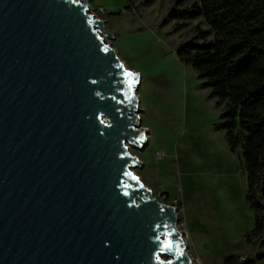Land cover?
I'll return each instance as SVG.
<instances>
[{"label":"water","instance_id":"obj_1","mask_svg":"<svg viewBox=\"0 0 264 264\" xmlns=\"http://www.w3.org/2000/svg\"><path fill=\"white\" fill-rule=\"evenodd\" d=\"M87 1L0 0V264H194L134 172L140 75Z\"/></svg>","mask_w":264,"mask_h":264},{"label":"rangeland","instance_id":"obj_2","mask_svg":"<svg viewBox=\"0 0 264 264\" xmlns=\"http://www.w3.org/2000/svg\"><path fill=\"white\" fill-rule=\"evenodd\" d=\"M87 2L115 38L101 33L105 43L140 75L136 95L148 140L143 150H130L144 164L134 172L160 203L175 207L185 251L194 264H222L230 255L254 258L257 252L246 239L254 214L246 199L242 150L232 152L225 132L216 130L222 109L177 56L200 19L176 32L187 17V5L177 0ZM174 9L179 17L171 16Z\"/></svg>","mask_w":264,"mask_h":264},{"label":"trees","instance_id":"obj_3","mask_svg":"<svg viewBox=\"0 0 264 264\" xmlns=\"http://www.w3.org/2000/svg\"><path fill=\"white\" fill-rule=\"evenodd\" d=\"M177 2L187 5V17L176 32L200 19L179 47L178 59L195 70L222 109L216 130L225 132L232 152L242 150L246 199L254 214L246 239L257 255H230L222 264H254L264 260V0ZM171 16L179 17L176 9Z\"/></svg>","mask_w":264,"mask_h":264},{"label":"snow or ice","instance_id":"obj_4","mask_svg":"<svg viewBox=\"0 0 264 264\" xmlns=\"http://www.w3.org/2000/svg\"><path fill=\"white\" fill-rule=\"evenodd\" d=\"M128 75L130 76V75H131V73H128Z\"/></svg>","mask_w":264,"mask_h":264}]
</instances>
